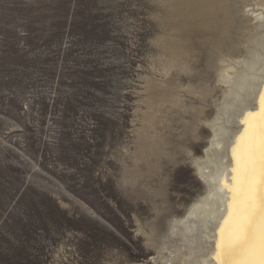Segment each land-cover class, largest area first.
<instances>
[{
  "label": "rangeland",
  "instance_id": "1",
  "mask_svg": "<svg viewBox=\"0 0 264 264\" xmlns=\"http://www.w3.org/2000/svg\"><path fill=\"white\" fill-rule=\"evenodd\" d=\"M155 12L152 0H0V264H162L152 188L167 176L180 217L205 186L181 160L124 181L145 90L163 76Z\"/></svg>",
  "mask_w": 264,
  "mask_h": 264
},
{
  "label": "bare ground",
  "instance_id": "2",
  "mask_svg": "<svg viewBox=\"0 0 264 264\" xmlns=\"http://www.w3.org/2000/svg\"><path fill=\"white\" fill-rule=\"evenodd\" d=\"M152 3L153 62L163 76L145 90V111L133 130L135 148L132 164L124 166V181L134 185L178 160L189 164L205 191L178 217L165 201L167 176L159 180L151 194L163 198L154 217L163 214V236H152H160L162 264H216L218 233L233 200V149L246 114L256 112L264 96V0ZM201 128L208 136L198 157ZM169 215L173 220L166 225Z\"/></svg>",
  "mask_w": 264,
  "mask_h": 264
},
{
  "label": "snow or ice",
  "instance_id": "3",
  "mask_svg": "<svg viewBox=\"0 0 264 264\" xmlns=\"http://www.w3.org/2000/svg\"><path fill=\"white\" fill-rule=\"evenodd\" d=\"M242 123L233 149V200L218 233L216 264H264V96Z\"/></svg>",
  "mask_w": 264,
  "mask_h": 264
}]
</instances>
